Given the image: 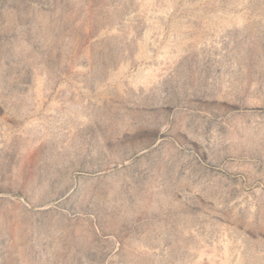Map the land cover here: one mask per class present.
I'll return each mask as SVG.
<instances>
[{"label":"rangeland","instance_id":"1","mask_svg":"<svg viewBox=\"0 0 264 264\" xmlns=\"http://www.w3.org/2000/svg\"><path fill=\"white\" fill-rule=\"evenodd\" d=\"M0 264H264V0H0Z\"/></svg>","mask_w":264,"mask_h":264}]
</instances>
